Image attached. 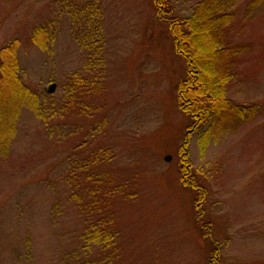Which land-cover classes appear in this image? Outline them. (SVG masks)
Listing matches in <instances>:
<instances>
[{"label": "rangeland", "instance_id": "374dc122", "mask_svg": "<svg viewBox=\"0 0 264 264\" xmlns=\"http://www.w3.org/2000/svg\"><path fill=\"white\" fill-rule=\"evenodd\" d=\"M171 1L186 17L201 0ZM251 1L226 32L240 47L226 92L251 109L207 127L205 143L192 131L186 167L187 62L164 4L0 0V49L19 40L42 103L21 110L0 155V264H264V6ZM102 225L114 241L88 242Z\"/></svg>", "mask_w": 264, "mask_h": 264}, {"label": "trees", "instance_id": "16d2710c", "mask_svg": "<svg viewBox=\"0 0 264 264\" xmlns=\"http://www.w3.org/2000/svg\"><path fill=\"white\" fill-rule=\"evenodd\" d=\"M156 2L158 5H165L160 6L161 14L169 16L167 19L176 50L187 62V74L178 83V99L182 111L194 119L179 150L183 165L188 167L191 163L187 147L192 131L203 128L205 133L200 140L205 143L203 138L209 134L207 127L225 125L236 116L244 117L243 112L251 109L234 104L226 92L240 53V47L231 44L226 32L240 0H201L192 14L186 17L175 13L171 0ZM262 5L264 6V0H252L249 11ZM47 36L49 33L46 27L37 25L32 39L43 48L46 46ZM19 45V40L16 39L0 49V155H6L10 150L21 110L30 108L38 114L42 113L37 89L22 76ZM230 123L233 121L228 124ZM195 179L192 184L199 191L200 203H203L207 190ZM107 229L105 225L89 229L86 240L104 246L110 245L114 241L115 232Z\"/></svg>", "mask_w": 264, "mask_h": 264}, {"label": "water", "instance_id": "95a60500", "mask_svg": "<svg viewBox=\"0 0 264 264\" xmlns=\"http://www.w3.org/2000/svg\"><path fill=\"white\" fill-rule=\"evenodd\" d=\"M171 158H172L171 156H167L166 160H167V161H170Z\"/></svg>", "mask_w": 264, "mask_h": 264}]
</instances>
